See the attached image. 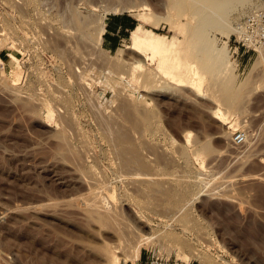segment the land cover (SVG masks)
<instances>
[{
    "label": "rangeland",
    "instance_id": "374dc122",
    "mask_svg": "<svg viewBox=\"0 0 264 264\" xmlns=\"http://www.w3.org/2000/svg\"><path fill=\"white\" fill-rule=\"evenodd\" d=\"M263 7L0 0V264H264V54L237 39ZM113 13L168 63L104 50Z\"/></svg>",
    "mask_w": 264,
    "mask_h": 264
},
{
    "label": "built area",
    "instance_id": "2783aa9c",
    "mask_svg": "<svg viewBox=\"0 0 264 264\" xmlns=\"http://www.w3.org/2000/svg\"><path fill=\"white\" fill-rule=\"evenodd\" d=\"M237 39L239 48H244L247 51L264 54V7L253 13L245 15L243 20L239 23L237 29ZM6 64L0 58V73L5 71ZM235 142L243 143L245 136L238 132L234 136Z\"/></svg>",
    "mask_w": 264,
    "mask_h": 264
},
{
    "label": "crops",
    "instance_id": "0c3cea01",
    "mask_svg": "<svg viewBox=\"0 0 264 264\" xmlns=\"http://www.w3.org/2000/svg\"><path fill=\"white\" fill-rule=\"evenodd\" d=\"M138 25H141L139 19L135 17L133 13H113L107 16L102 37V46L104 50L114 52L121 49ZM143 263L141 257L135 263L131 264Z\"/></svg>",
    "mask_w": 264,
    "mask_h": 264
},
{
    "label": "bare ground",
    "instance_id": "6f19581e",
    "mask_svg": "<svg viewBox=\"0 0 264 264\" xmlns=\"http://www.w3.org/2000/svg\"><path fill=\"white\" fill-rule=\"evenodd\" d=\"M125 10V9H124ZM139 17L142 18V13L139 14ZM104 18H105V14L103 15V17L101 19H99V21L97 22L98 25L96 26V29H97V32L100 34L101 36V39L103 37V32H104V28H105V21H104ZM208 24L210 25H213V23H216L217 22H214V21H210V22H207ZM209 25V26H210ZM207 26V25H206ZM212 26V27H213ZM211 27V26H210ZM142 28V25H138L137 29L135 31H133V36H132V40H133V45L132 47H130L132 50H136L137 49H141V48H144L146 49L147 51H150L152 52L153 54H157L159 56H162V60L161 62L163 63H168V60H169V57L168 55L170 53H172L174 51V43L171 44V45H164V39L162 37H159V36H155V35H152L150 37H143L141 34H140V30ZM1 36V35H0ZM138 52V51H137ZM139 53V52H138ZM141 54V53H139ZM10 56L12 59H15L17 60L16 56L12 53H10ZM142 56V54H141ZM144 56V55H143ZM144 61H146L147 59L144 58L143 59ZM142 60V62H143ZM142 62H137V66H135V69H141V67L143 66L142 65ZM193 74V72H192ZM198 75V74H197ZM195 75V78H197ZM199 78V77H198ZM197 81V80H195ZM194 84V83H193ZM196 85V82L195 84ZM236 123V122H235ZM236 125V124H235ZM234 126V125H233ZM233 126H231L230 128H234ZM148 240V239H146ZM146 240H143L141 242L138 243L137 245V248H136V255H138L140 257V253H141V247L146 243Z\"/></svg>",
    "mask_w": 264,
    "mask_h": 264
}]
</instances>
